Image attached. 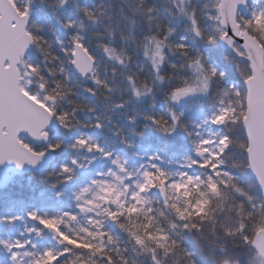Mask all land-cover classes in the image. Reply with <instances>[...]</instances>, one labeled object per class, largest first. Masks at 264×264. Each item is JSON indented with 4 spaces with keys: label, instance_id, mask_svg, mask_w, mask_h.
<instances>
[{
    "label": "snow or ice",
    "instance_id": "obj_1",
    "mask_svg": "<svg viewBox=\"0 0 264 264\" xmlns=\"http://www.w3.org/2000/svg\"><path fill=\"white\" fill-rule=\"evenodd\" d=\"M30 2L21 4L20 0H0V162L14 161L18 168L24 163L34 166L45 151H54L61 145L58 140L48 143L47 149L35 150L19 137L21 131L47 140L45 126L51 118L55 117L61 127L71 128L73 113L85 107L68 100L72 105L71 111L58 112V99H64L71 89L64 91L66 86L59 80L49 89L45 78L40 75V65L24 58L29 45L46 52L41 45L43 38L27 24ZM64 2L59 0L60 4ZM184 4L185 0H180L177 12L185 17L183 27L188 36L173 41L171 36L176 27L161 23L151 15L153 9L148 6L143 13L148 21H156V30L141 37L132 36V39L149 62L153 79L160 84L167 82L166 104L208 95L214 83L226 79L225 70L205 51L193 48V45L203 43L228 50L225 59L232 65L238 79L213 93L217 100L197 125L205 126L207 135L197 133L199 139L192 141L194 155L184 157V166L199 169L200 173L179 171L173 174L152 164L150 168L155 171L145 169L140 172L137 169L140 178L132 180L134 173L125 167L127 162L120 157L112 159L115 169L96 174L97 177L111 176L112 180L92 178L74 193L80 212L95 213L87 217V226H79L78 232L67 228L69 221L77 220V215L71 212L48 217L39 216L35 210L28 211L30 219L53 233L58 247H46L37 253L19 252L13 249H23L29 240L10 242L0 239V246L10 253L13 264H22L24 256L31 257L28 264H137L136 260L124 254L125 249L118 246V238L105 229L108 222L125 233L132 250L138 256L147 257L150 264H180L181 256L187 258L184 264H194L192 253L182 248L170 232L177 227L199 232L203 225L209 223L215 231L218 221L225 222L222 231L227 237L238 239L254 249L257 256L264 257V198L257 202V198L242 188L239 177L233 174V170L250 172L264 195V0H200L199 7L192 8H186ZM138 10L133 9V12ZM81 11L88 21L96 22L97 14L92 9L85 7ZM73 26L81 30L86 27L83 21L64 22L65 28ZM189 37L192 44L186 42ZM121 39L128 37L121 33ZM57 42L61 44L67 62L81 76L89 78L97 88L111 90L108 82L99 76L96 58L79 32L69 37L68 48L63 47V42ZM99 47L114 63H126L128 57L122 48L109 43ZM169 53L183 57V62L180 65L172 63L168 59ZM165 63L169 68L167 75L161 73ZM177 70L173 83V72ZM60 71L63 73L64 69L61 67ZM126 79L135 96L153 92L152 85L139 76L129 75ZM34 80L39 81L40 91L33 90ZM86 91L96 94L93 87ZM88 110L93 111L91 108ZM168 113L171 123L164 116L145 118L151 120L158 130L171 133L180 120V114L171 107ZM209 125L215 126V131ZM94 126L102 127L99 117ZM180 126L185 127L183 124ZM185 131H188L186 127ZM69 146L73 149L83 147L90 152L95 150L105 158L111 157L109 151L83 133L77 135ZM71 163L77 164V161L73 159ZM72 171L68 164H61L58 174L67 180L71 178ZM126 180H131V183H126ZM152 188L164 196L170 212L180 221L179 225L172 223L170 229L159 226L157 216L152 214L153 209L147 206L150 201L143 195ZM233 193H239L243 201L233 203L236 200ZM18 218L2 219L11 222ZM61 225L65 227L62 229ZM27 231H35L37 237L41 235L39 228H28ZM176 236L183 239L180 232H176ZM221 251H224L223 247ZM223 264H229V261L225 259Z\"/></svg>",
    "mask_w": 264,
    "mask_h": 264
},
{
    "label": "trees",
    "instance_id": "obj_2",
    "mask_svg": "<svg viewBox=\"0 0 264 264\" xmlns=\"http://www.w3.org/2000/svg\"><path fill=\"white\" fill-rule=\"evenodd\" d=\"M20 2L23 4L27 3L28 0H20ZM103 2L104 0H65L63 4H60L59 0H31L28 5L30 8L28 26L43 40H53L58 46L55 54L61 59L64 58V53L61 51V44L57 41L63 42V47L68 48L69 37L74 32H79L84 39L87 33L86 44L96 58V70L99 76L108 82L111 90L104 89L101 94H98V89L100 88H97L90 79L87 82L81 80L82 78L78 76L73 66L68 65L66 72L69 74V78L77 84L74 89L76 102L85 105V107L73 113L71 128L66 129L58 125L57 129L50 132L48 142L42 146L32 143L23 136L24 142L35 150L47 148L48 143H54L58 140L61 141V145L53 151L56 155L55 160L45 169L14 176L5 188L0 189V239H4L13 230L17 229L19 239L30 241L23 249H20V252L37 253L46 247H58L57 238L47 234L46 229L38 221L30 219L27 215L28 211L35 210L39 216L48 217L60 216L63 212L74 213L77 215V220L69 221L67 228L76 232L79 231V226H87L88 216L95 215V213L80 212L79 208H77L79 202L74 199V193L92 178H101L97 177L96 174L104 172L109 162H104L100 158L101 162L96 165L89 164L88 168L84 166L85 168L81 171L79 167L85 165L88 162H86L88 156L94 152H90L83 147L78 149L71 148L69 145L77 135L81 133L87 134L92 138V141L101 145L105 151H109L111 157H120L123 161L128 160L134 163L135 160H139V155L144 153L147 157H152V164L164 170L166 168L170 169V160L177 162L183 156L194 155L192 150V141L194 140L192 122L197 116H191L190 113L182 112L181 109L190 103H195L199 104L203 111L207 110L208 106L214 104L217 100L213 93L219 92L226 88L227 83L238 79L232 69V65L225 59L228 55L227 50L222 49L221 46L212 47L203 43L195 44L193 48L198 47L205 51L225 70L226 79L219 83H214L212 91L208 95H200L178 105L172 102L166 104L168 84L167 82L160 84L153 79L150 64L140 51L138 50V54L133 55L122 39L118 43H111L112 38L107 35L103 26L98 27L97 24L83 17L82 8L92 9ZM179 2L180 0H175V2L174 0H143L141 4L140 0H131L129 7L131 9H139L128 18L127 27L131 31L132 36L141 37L147 32L156 30V21H148L143 13V9L148 6L152 7L153 12L151 15L156 17L157 20L176 27V32L171 36L173 41L178 40L181 36H188L183 27L186 22L185 17L177 12ZM199 3L200 0H185L184 6L186 8L199 7ZM67 20H72L76 23L83 21L86 27L82 30L77 29L75 26L65 28L64 22ZM44 33H47V35H43ZM186 42L192 44L191 37ZM103 43L122 48L128 57L126 63L121 65L110 60L98 48ZM24 58L32 63L41 65L43 68L42 54L34 46ZM168 59L177 65L183 62V57L178 54L169 53ZM113 68H115V75H113ZM168 72L169 68L167 63H165L161 67V73L167 75ZM177 74L178 70L173 72V83H175ZM129 75L139 76L142 81H148L153 87V92L140 96L133 95L126 79ZM38 84L39 81H33V90L37 91ZM88 87L96 88V94L92 95L86 91ZM116 104L120 106L114 107ZM169 107L177 114H180V120L171 133L158 130V127L151 120L145 118L146 116H164L171 123L168 113ZM71 108L72 105L68 103L67 99L57 101L56 110L58 112L63 110L71 111ZM89 108L93 109V111H89ZM202 114V112L197 113V115ZM98 117L102 127L97 130L94 124ZM181 124L188 131H185V127H181ZM189 132L191 135H189ZM125 141L128 143H125ZM156 157L159 158L157 159ZM73 159L77 161V164L71 163ZM61 164H68L73 169L70 179L65 180L63 175L58 174ZM148 167L150 168V165ZM192 170L194 173H200L199 169L192 168ZM150 171H155V169L150 168ZM233 174L239 177L240 186L250 195L257 196L261 194L249 172L233 170ZM148 195L150 204L147 206L153 209L152 214L157 216L159 226L169 229L172 221L176 219L171 217L172 214L169 215V212L164 209V203L160 200L155 188L150 189ZM232 202L234 203V201ZM161 212L163 213L162 215L160 214ZM3 217L19 218L8 222L2 219ZM64 227V225H61L62 229ZM28 228L41 229V235L37 237L35 231L29 232L27 231ZM105 229L110 230L118 238V246L121 249H125L124 254L131 259H135L137 264L147 259V257L138 256L132 250V245L128 241L126 234L121 232L118 227L108 222L105 224ZM178 232L182 235L180 228ZM185 239L187 240L188 237H185ZM185 247L189 251H194L197 264H211L210 258L201 254L194 243H186ZM6 253V249L0 246V264L4 263L3 260ZM2 254H4V257L1 256ZM30 259V256L23 257L25 264H28ZM148 264H150L149 261ZM251 264H264V258L257 256L255 253L252 256Z\"/></svg>",
    "mask_w": 264,
    "mask_h": 264
},
{
    "label": "clouds",
    "instance_id": "obj_3",
    "mask_svg": "<svg viewBox=\"0 0 264 264\" xmlns=\"http://www.w3.org/2000/svg\"><path fill=\"white\" fill-rule=\"evenodd\" d=\"M130 2L131 0H104L102 4H97L92 8V10L97 14V20L95 24H97L98 27L103 26V29L107 32V35L112 38L110 42L118 43L121 40V33H123L128 37V39L123 40L127 46V49L131 51L133 55H136L138 54V49L136 48L135 42L132 39L131 31L127 27L128 18L135 14L133 9L129 7ZM43 35H47V33H44ZM87 38L88 36L86 33L84 39L85 43L87 42ZM97 38L99 39V37ZM41 45L44 49H46V52H41L38 50L39 53L42 54L44 62L43 68L40 65V75L45 78L44 82L47 83L48 88L51 89L54 85V82L59 80L66 86L64 91L71 89V92L68 93L64 99L76 102L74 89L77 87V84L69 78V74L66 72V67L70 65L67 62V57L64 55L63 59H55V57H57L55 51L58 46L53 40H43L41 41ZM98 48L102 50L101 47ZM61 67L64 69L63 73L60 71ZM81 77H83L85 82H87L88 79L86 77ZM37 91H40V89L38 88ZM102 92V89H98V94H101ZM237 194L239 193H233V196L236 197V200L234 201L236 204H238L240 201H243V197ZM254 197H256L257 202H259L260 199L264 198V195L258 194ZM224 223L225 222L218 221L215 224V231H213V225L210 223L203 225L201 231L199 232L189 230L184 231L182 228H180L183 239H179V244L182 248L188 250V248L185 247V244L194 243L201 254L210 258L211 264H223L225 259L229 261V264H251V259L255 254V250L251 249L248 245L239 241L238 239L234 240L230 237H227L222 231ZM177 224L179 225L180 221H177ZM185 237H188V239L186 240ZM222 247L224 251H221ZM190 252L192 253L191 260L194 262V264H197L194 251ZM185 259L187 258L181 256L180 264H184ZM148 261V259H144L140 262V264H148Z\"/></svg>",
    "mask_w": 264,
    "mask_h": 264
},
{
    "label": "rangeland",
    "instance_id": "obj_4",
    "mask_svg": "<svg viewBox=\"0 0 264 264\" xmlns=\"http://www.w3.org/2000/svg\"><path fill=\"white\" fill-rule=\"evenodd\" d=\"M200 95H197L195 97H190L188 101H190L192 98H196ZM187 101V102H188ZM212 105V104H211ZM210 106V105H209ZM208 106L207 110H204L199 106V104H195V103H190L188 104L186 107H183L181 109V111H186L188 113L191 114V116H197V118H195L192 122V125H193V128H194V140L195 139H199V136L197 135V133H199L200 135H207V132H205V126H201V127H197L198 124H200V121L205 117V115H207L209 112H210V107ZM203 113L202 115H197V113ZM208 127H211L213 131H215V126H211L209 125ZM85 136H88L87 134H84ZM23 140V138H21ZM24 141V140H23ZM26 143V142H25ZM94 153H92L90 156H88V159L86 160V164L85 165H81L79 167V169H83L85 168L84 166H86V168H88L89 164H93V165H96L97 163L101 162L100 158L104 161V162H109L106 170L104 172L107 171V169L109 168H113L115 169V165H113L111 163V160L112 159H115L117 157H109V158H105L102 156L101 153L97 152L95 150H93ZM189 156V155H187ZM184 157L183 156L179 161L175 162V161H171L169 162V165L171 166L170 169L166 168V170L168 172H171L173 174L179 172V171H192L194 172L192 169H189L187 167L184 166ZM139 160H135L134 163H131L129 162L128 160L126 161V165L125 167L134 173L133 177L131 178L132 180H136V179H139L140 178V174L139 172H137V169L140 170V172L144 171L145 169H148L150 170V168L148 167L149 165L152 164V157L150 159V157H147V155H145L144 153L139 155L138 157ZM91 160V163H89V161ZM83 162V161H82ZM143 166V167H142ZM163 169V168H162ZM121 175H123V173H121ZM101 178H104V179H108V180H112L113 178L111 176H108V177H101ZM99 178V179H101ZM126 183H131V180H126L125 181ZM149 191L147 193H144L143 195H145V197L147 198V200L150 201V198H149V195H148ZM89 196L91 195L90 193L88 194ZM164 203V209L169 212V215L172 214L167 206V204L165 203V201L163 202ZM171 217H174L173 215ZM175 218V217H174ZM172 223H176L177 224V220L175 221H172ZM171 223V224H172ZM46 229V228H45ZM169 229H170V226H169ZM47 230V229H46ZM179 231V227H177L175 229V231H171L170 234L175 238L177 239V241H179L180 237L179 236H176V232ZM54 238V235L51 234ZM4 239H7L9 240L10 242L14 241V240H19V241H22L21 239H19L18 235H17V229L13 230L9 235H7ZM14 251H19L20 252V249H13ZM7 251V250H6ZM1 256L4 257V254H2ZM4 263L3 264H13V261L10 259V253L7 251L6 255H5V258H4ZM22 264H25V261L23 260L22 261Z\"/></svg>",
    "mask_w": 264,
    "mask_h": 264
},
{
    "label": "water",
    "instance_id": "obj_5",
    "mask_svg": "<svg viewBox=\"0 0 264 264\" xmlns=\"http://www.w3.org/2000/svg\"><path fill=\"white\" fill-rule=\"evenodd\" d=\"M28 22H29V17H28L27 24H28ZM32 48H33V45H29V47L27 49H25L24 57H25L27 52L32 50ZM221 48L224 50H227L223 46H221ZM73 69L76 71L78 76L80 78H82L81 80L85 81V79L79 75L78 71L74 67H73ZM87 79H89V78H87ZM189 98L190 97L183 99L179 103H174V104L178 105L182 102H186ZM58 125L59 124L56 121L55 117H53L49 120L48 124L45 126V130L48 133V137H49V132L57 129ZM95 129L98 130L97 127ZM20 135H25L30 141H32L33 143H35L37 145H42L48 141V137H47V140H45L43 138H34L31 135H29L26 131H21L19 133V137H20ZM54 160H55V153L52 150H47V151H45L44 155L36 162V164L34 166L30 165L28 163H24V165L22 167L18 168L14 161L5 160L3 162H0V189L5 188L9 184L12 177L17 176V175H22L26 172H36V171L45 169ZM249 174L251 175L252 179L254 180V177L252 176V174L250 172H249ZM156 192H157L159 198L161 199V201H165L164 196L161 194V192L158 189H156ZM47 233L53 234L48 229H47Z\"/></svg>",
    "mask_w": 264,
    "mask_h": 264
}]
</instances>
